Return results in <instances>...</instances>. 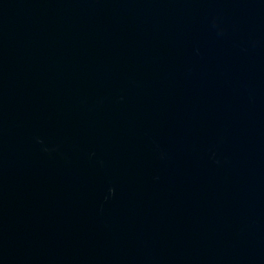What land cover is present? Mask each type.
Instances as JSON below:
<instances>
[{"label": "water", "instance_id": "1", "mask_svg": "<svg viewBox=\"0 0 264 264\" xmlns=\"http://www.w3.org/2000/svg\"><path fill=\"white\" fill-rule=\"evenodd\" d=\"M0 264H264V0H0Z\"/></svg>", "mask_w": 264, "mask_h": 264}]
</instances>
